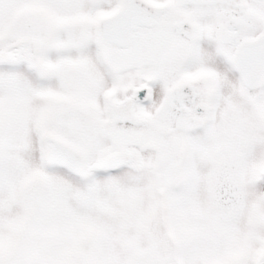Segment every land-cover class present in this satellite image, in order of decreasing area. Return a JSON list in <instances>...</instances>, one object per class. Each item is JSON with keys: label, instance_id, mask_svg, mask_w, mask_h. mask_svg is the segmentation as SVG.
<instances>
[{"label": "snow or ice", "instance_id": "snow-or-ice-1", "mask_svg": "<svg viewBox=\"0 0 264 264\" xmlns=\"http://www.w3.org/2000/svg\"><path fill=\"white\" fill-rule=\"evenodd\" d=\"M0 264H264V0H0Z\"/></svg>", "mask_w": 264, "mask_h": 264}]
</instances>
